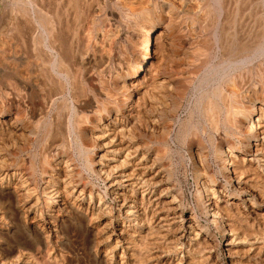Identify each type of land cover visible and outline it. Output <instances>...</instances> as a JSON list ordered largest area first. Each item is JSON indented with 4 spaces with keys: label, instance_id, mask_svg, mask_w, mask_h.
Returning <instances> with one entry per match:
<instances>
[{
    "label": "bare ground",
    "instance_id": "bare-ground-1",
    "mask_svg": "<svg viewBox=\"0 0 264 264\" xmlns=\"http://www.w3.org/2000/svg\"><path fill=\"white\" fill-rule=\"evenodd\" d=\"M71 227L92 264H264V0H0V264Z\"/></svg>",
    "mask_w": 264,
    "mask_h": 264
},
{
    "label": "rangeland",
    "instance_id": "rangeland-1",
    "mask_svg": "<svg viewBox=\"0 0 264 264\" xmlns=\"http://www.w3.org/2000/svg\"><path fill=\"white\" fill-rule=\"evenodd\" d=\"M191 94V91H190ZM188 97L187 100H185L183 107L180 110V114L184 115L186 113V110L188 108ZM175 148L180 149L182 152L185 151V148L182 147L179 143H176L174 145ZM73 150H74V158L75 161L79 164L82 165V157H80L79 152L77 151L75 145H73ZM176 158L178 160H181V155H179L178 153H176ZM185 162H189L188 158H185ZM191 166L187 165V176L184 175V168L183 166H181V164L178 165L177 167V174H179L183 187L185 189L186 192V197L189 200V203H192V199H193V194L196 190V186L195 183L191 177ZM88 183L92 184L95 188H98L100 190H104V184L102 179L99 178V176L97 174H91L88 178ZM70 223L71 225L74 227H81V224L79 223V221H77L76 217L72 215V217H70ZM73 228L71 227L69 229V234L70 235V245H71V252L68 254V264H92V260L89 258V256L87 255V253L83 250V249H79L78 246H81L79 244H81L80 242V236L77 233V230H73ZM216 238L220 239L221 238V234L217 233L216 234ZM67 264V263H66Z\"/></svg>",
    "mask_w": 264,
    "mask_h": 264
}]
</instances>
